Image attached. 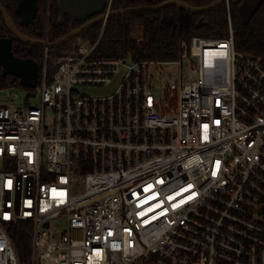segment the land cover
Returning a JSON list of instances; mask_svg holds the SVG:
<instances>
[{
    "label": "built area",
    "instance_id": "obj_1",
    "mask_svg": "<svg viewBox=\"0 0 264 264\" xmlns=\"http://www.w3.org/2000/svg\"><path fill=\"white\" fill-rule=\"evenodd\" d=\"M228 1L226 38L176 60L78 36L23 98L0 87V264H264V57L236 50Z\"/></svg>",
    "mask_w": 264,
    "mask_h": 264
},
{
    "label": "trees",
    "instance_id": "obj_2",
    "mask_svg": "<svg viewBox=\"0 0 264 264\" xmlns=\"http://www.w3.org/2000/svg\"><path fill=\"white\" fill-rule=\"evenodd\" d=\"M21 0H0V4L11 16L16 29L25 37L38 41L55 43L67 35L71 29H76L81 22L72 24L71 16L64 15L60 21L61 13L57 8L58 0H36L37 15L28 25H20V17L15 14V8ZM165 1L175 0H112L110 11L125 8H138L142 6H158ZM190 7H207L216 0H180ZM245 0H229V13L233 24L235 48L239 53L251 56L264 57V0L258 5V9L249 19L246 25L241 24L240 7ZM258 0H247L249 4H255ZM47 10L49 16H47ZM228 9L226 4L208 10V12L195 14L188 13L178 7H165L159 11H142L140 13H127L123 16L109 17L104 29L100 24H94L89 30L80 36L99 41L98 54L103 57H118L122 54L131 53L137 60L173 61L176 60L180 51V42L188 41L192 36L204 38H226ZM48 24V29L46 30ZM139 24L142 27V37L137 41L131 35V25ZM0 37L11 38L13 53L20 59L30 58L41 64L44 48L23 44L11 31L7 30L3 15L0 14ZM72 40L61 44L60 47L48 50V63L50 77L54 73V65L51 60L60 57L70 47ZM16 86L19 81L12 76L2 77L0 67V87ZM18 246V239H14ZM19 247V246H18Z\"/></svg>",
    "mask_w": 264,
    "mask_h": 264
},
{
    "label": "water",
    "instance_id": "obj_3",
    "mask_svg": "<svg viewBox=\"0 0 264 264\" xmlns=\"http://www.w3.org/2000/svg\"><path fill=\"white\" fill-rule=\"evenodd\" d=\"M228 0H216L214 3L207 7L195 8L190 7L180 0L165 1L158 6H142L138 8H125L115 11H109V14H105L106 0H58L57 8L61 13L60 21L64 20V15L69 14L71 16L72 24L76 21L81 22L82 25L76 29H71L70 32L55 43L49 41H38L22 35L14 25L12 18L8 15L7 11L0 4V14L3 15L5 25L8 31H11L13 35L19 39L25 45L47 47L48 49L60 47L67 41L73 40L80 36L85 31L89 30L94 24H102L107 21L109 17L123 16L127 13H140L142 11H159L165 7L176 6L188 13L201 14L208 12V10L216 8ZM261 0H258L255 4L247 3V0L243 2L240 7L241 24L246 25L249 19L254 15L258 9V5ZM252 7L250 10L247 6ZM37 6L36 0H21L15 8V14L20 17V25L26 26L30 24L36 17ZM0 67L2 69V77L12 76L19 81V85L24 88H34L38 83L39 64L34 60L20 59L13 53L12 39L0 37Z\"/></svg>",
    "mask_w": 264,
    "mask_h": 264
},
{
    "label": "rangeland",
    "instance_id": "obj_4",
    "mask_svg": "<svg viewBox=\"0 0 264 264\" xmlns=\"http://www.w3.org/2000/svg\"><path fill=\"white\" fill-rule=\"evenodd\" d=\"M252 7H250V5L247 6V9H251ZM131 35L132 37H134L135 39H141L142 37V27H140L139 24H133L131 25ZM162 70H160V73L158 72H154V76L160 78V82H158V86L157 88L155 89V93L157 95H161L163 94L162 91H163V85L165 83V79H166V76L168 74H170L172 71L176 70L174 66H169V65H164L161 67ZM18 94L19 97L23 98V96L25 95V91L23 88H19L17 89L16 91H14ZM2 94L0 93V96ZM40 99V96L39 95H36L35 97L33 98H30V101L29 103L31 105H35L38 103ZM20 246V255L23 257V259L26 258L27 256V253L29 251V247H30V241L28 239H25V240H22L19 244Z\"/></svg>",
    "mask_w": 264,
    "mask_h": 264
}]
</instances>
